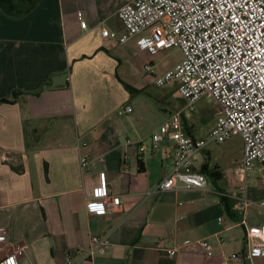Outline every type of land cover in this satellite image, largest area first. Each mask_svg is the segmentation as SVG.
Instances as JSON below:
<instances>
[{"label": "crops", "instance_id": "crops-1", "mask_svg": "<svg viewBox=\"0 0 264 264\" xmlns=\"http://www.w3.org/2000/svg\"><path fill=\"white\" fill-rule=\"evenodd\" d=\"M128 1L39 0L23 16L0 8V227L25 245L17 264H68V256L77 264H233L232 253L264 241V194L247 188L245 205L232 197L236 166L224 173L211 165L209 143L197 161L206 188L149 193L172 168L173 143L155 148L151 140L171 113L170 93L156 94L145 69L156 67L148 31L126 42L102 34L103 26L125 31L117 11ZM127 104L132 110L120 113ZM213 104L214 114L185 116L190 134L204 137L221 121L206 122L220 117ZM158 111L166 116L156 122ZM82 154L94 160L86 173ZM108 194L121 206L106 209ZM93 234H108L111 246L80 260L74 248ZM201 238L213 242L212 257L198 246L164 254ZM7 255L0 252V264H16ZM238 264H264V252Z\"/></svg>", "mask_w": 264, "mask_h": 264}, {"label": "built area", "instance_id": "built-area-1", "mask_svg": "<svg viewBox=\"0 0 264 264\" xmlns=\"http://www.w3.org/2000/svg\"><path fill=\"white\" fill-rule=\"evenodd\" d=\"M125 31L118 33L102 27V34L119 42L148 31L147 48L151 54L178 46L183 59L174 68L160 74L153 63L145 69L155 77L159 86L174 83L186 100V107L194 110L195 102L208 96L218 106L222 120L211 128L206 137L190 134L184 126V110L175 109L152 136L153 147L168 138L174 145L171 171L149 193L179 188H206L208 178L197 169L199 154L210 142H223L239 135L243 139V156L235 169L240 186L231 196L242 205L247 200L248 172L259 164L264 168V0H129L117 11ZM81 25L87 27L83 13ZM125 105L120 113L130 112ZM80 144L79 138L77 139ZM146 149L142 144L141 150ZM103 162L104 158H98ZM94 164L88 154L80 156V169L86 173ZM106 209L121 206L119 195L108 194L103 200ZM264 205V201L262 202ZM225 243L223 238L217 239ZM111 246L108 234H93L86 246L74 248L87 260L105 254ZM198 246L212 257L214 244L207 238L176 241L164 251L174 257L181 248ZM18 263L25 245L8 239V229L0 227V252ZM264 252V241L255 243L245 252L231 255L233 264ZM68 264H77L68 256Z\"/></svg>", "mask_w": 264, "mask_h": 264}, {"label": "rangeland", "instance_id": "rangeland-1", "mask_svg": "<svg viewBox=\"0 0 264 264\" xmlns=\"http://www.w3.org/2000/svg\"><path fill=\"white\" fill-rule=\"evenodd\" d=\"M151 55H154L156 57V60L154 63L156 64L157 72L160 74L164 73L168 69L174 68L176 64L179 63L183 59V53L178 46H172L170 48L158 51L156 55L155 54H151ZM145 57L146 56L144 55L142 58V56L140 55L139 61L141 63L138 62L139 65L143 64L142 61L145 60L144 59ZM153 87H155L156 89V94H160L163 91L170 93L169 98H168V103L171 106L169 107L167 105L169 110H171L170 112L174 111V109L172 108L173 107L172 102H175L176 107L178 109L183 108V104H186V100L184 98H183L184 103L178 99L176 100L175 94H174L176 93V87L174 83H169L165 85V87L158 86L156 84V86H153ZM213 102L214 101L212 98L208 96H202L200 99H198L195 102L194 110H190L189 108L186 107V105L184 106L183 108L184 115L187 116L188 113L198 114L199 112L207 113V114L208 113L214 114V111L212 109L214 105ZM165 116H166V113L164 111H161V112L158 111L156 113V122H159V120L161 121ZM216 117L214 116L212 119L206 120V122L209 125L211 124L213 125L215 124L216 121L219 120V118H221L222 120V115H220V117L219 115H217ZM207 134L204 135V137H206ZM206 150L208 151L209 156H210V164L213 166L219 165L221 167V170L224 171V173H227L229 172V169L230 170L234 169L235 166H237L238 163L242 159L243 139L241 138V136L236 135L223 142H210L207 145ZM259 166H260L259 164H256L248 172V175H247L248 192H249V195L253 197H260L264 194V170L259 169L260 168ZM235 177L237 180H239L236 174H235Z\"/></svg>", "mask_w": 264, "mask_h": 264}, {"label": "trees", "instance_id": "trees-1", "mask_svg": "<svg viewBox=\"0 0 264 264\" xmlns=\"http://www.w3.org/2000/svg\"><path fill=\"white\" fill-rule=\"evenodd\" d=\"M38 2L39 0H0V8L10 13L11 15L23 16L27 14L33 7H35V5ZM17 94H18L17 90L13 92L14 96H16ZM184 118H183V122H185ZM140 168L142 170L144 169L143 166H141ZM214 175L215 174H213L212 176Z\"/></svg>", "mask_w": 264, "mask_h": 264}]
</instances>
